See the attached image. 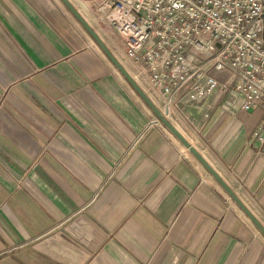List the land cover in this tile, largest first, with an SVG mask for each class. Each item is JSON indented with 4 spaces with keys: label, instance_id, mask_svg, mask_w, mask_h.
<instances>
[{
    "label": "crops",
    "instance_id": "1",
    "mask_svg": "<svg viewBox=\"0 0 264 264\" xmlns=\"http://www.w3.org/2000/svg\"><path fill=\"white\" fill-rule=\"evenodd\" d=\"M69 1L161 110L105 0ZM240 105L229 87L166 118L264 227V111ZM186 149L61 0H0V264H264Z\"/></svg>",
    "mask_w": 264,
    "mask_h": 264
},
{
    "label": "built area",
    "instance_id": "2",
    "mask_svg": "<svg viewBox=\"0 0 264 264\" xmlns=\"http://www.w3.org/2000/svg\"><path fill=\"white\" fill-rule=\"evenodd\" d=\"M104 5L106 27L125 57L161 89L165 117L181 101L200 102L229 87L241 98L242 110L264 111V0H105Z\"/></svg>",
    "mask_w": 264,
    "mask_h": 264
},
{
    "label": "water",
    "instance_id": "3",
    "mask_svg": "<svg viewBox=\"0 0 264 264\" xmlns=\"http://www.w3.org/2000/svg\"><path fill=\"white\" fill-rule=\"evenodd\" d=\"M63 4L70 10L74 17L81 23L85 30L99 45L109 60L115 65L119 72L129 82L133 89L139 94V96L145 101V103L152 109L156 118L195 156V158L204 166V168L214 177V179L220 184V186L227 192V194L233 199L236 204L243 210L248 218L256 225L259 231L264 235V227L255 218V216L246 208L234 191L228 186L223 178L211 167V165L203 158L199 151L177 130V128L162 114V112L155 106L151 99L143 92L137 82L132 78L125 67L117 60V58L111 53L104 42L100 39L97 33L91 28L79 11L69 0H61Z\"/></svg>",
    "mask_w": 264,
    "mask_h": 264
},
{
    "label": "bare ground",
    "instance_id": "4",
    "mask_svg": "<svg viewBox=\"0 0 264 264\" xmlns=\"http://www.w3.org/2000/svg\"><path fill=\"white\" fill-rule=\"evenodd\" d=\"M185 147V146H184ZM186 150H188V149H186Z\"/></svg>",
    "mask_w": 264,
    "mask_h": 264
}]
</instances>
